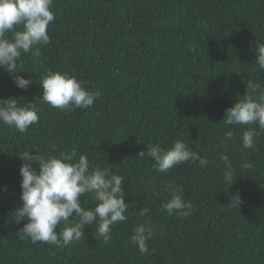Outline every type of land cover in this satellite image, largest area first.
Here are the masks:
<instances>
[{
  "label": "trees",
  "instance_id": "obj_1",
  "mask_svg": "<svg viewBox=\"0 0 264 264\" xmlns=\"http://www.w3.org/2000/svg\"><path fill=\"white\" fill-rule=\"evenodd\" d=\"M52 11L50 43L18 62L17 75L32 81L28 89L0 68V99L39 110L38 123L24 133L0 123V264H264V133L245 150L249 126L225 124L248 80L264 91L255 60L264 43V0H53ZM49 71L75 76L100 99L71 112L52 108L40 100ZM175 140L208 166L189 161L159 173L138 155L150 143L168 149ZM27 150L57 157L76 150L125 177L127 220L112 226L108 242L95 223L63 248L17 237L26 222L14 220L22 206L19 155ZM222 153L235 172L230 187ZM244 162L253 167L243 169ZM169 184L183 186L189 216L162 210ZM236 192L244 203L228 208V194ZM95 203L90 194L81 197L84 207ZM144 207L155 232L142 254L130 237L147 219L139 216Z\"/></svg>",
  "mask_w": 264,
  "mask_h": 264
},
{
  "label": "clouds",
  "instance_id": "obj_2",
  "mask_svg": "<svg viewBox=\"0 0 264 264\" xmlns=\"http://www.w3.org/2000/svg\"><path fill=\"white\" fill-rule=\"evenodd\" d=\"M52 8L53 0H0V68L9 73L19 89L26 91L32 84L30 78L17 75L22 72L18 64L22 55L30 51L38 55L39 48L50 43L48 26L55 20ZM255 56L258 70L264 71V43H258ZM40 87V100L65 112L89 108L101 97L98 90L89 91L83 81L61 72L49 71L42 78ZM258 89L259 84L248 80L243 99L225 111L226 125L249 126L241 136L245 150L253 149L256 139L264 133V91L258 93ZM38 111L33 103L21 105L16 98L0 99V123L19 133L38 123ZM253 125H257L259 131ZM227 135L230 138L232 133ZM146 149L138 155L151 158L153 169L159 173L189 161H198L203 168L209 164L206 157H201L183 140H175L168 149L151 143ZM31 150L19 155L23 161L19 168L22 206L14 212V220L18 224L26 222L18 230L17 237L29 239L33 244L39 242L63 248L83 239L85 227L95 223L97 235L108 242L112 226L127 220L125 213L129 204L125 202V177L111 173L108 168L92 165L86 155L78 156L76 150L58 157L46 156L37 150L33 155ZM220 160L227 169L224 182L230 187L235 182L232 163L226 153L221 154ZM241 167L247 170L253 164L244 162ZM165 190L169 199L163 203L162 210L169 216H189L193 205L184 198L183 186L169 184ZM88 194L96 202L92 207L81 204V197ZM228 200V208L239 209L244 203L239 192L229 193ZM149 211L147 207L139 210V216L147 219L137 223L130 237V242L142 254L149 252L147 242L155 232ZM73 217L74 221L71 220Z\"/></svg>",
  "mask_w": 264,
  "mask_h": 264
}]
</instances>
